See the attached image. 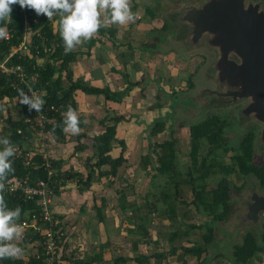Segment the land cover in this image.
<instances>
[{
	"label": "trees",
	"instance_id": "trees-1",
	"mask_svg": "<svg viewBox=\"0 0 264 264\" xmlns=\"http://www.w3.org/2000/svg\"><path fill=\"white\" fill-rule=\"evenodd\" d=\"M155 3L158 4H155L157 7L161 6L159 0L158 2L155 0ZM12 8L11 23H7L6 25L5 23H0V27H7L9 34V39H0V59H3L14 49L18 48L25 41L27 33H32L29 52L26 55L17 53L11 59L9 65L19 64L28 72L37 73L39 78L34 87L44 90L46 92V96L44 97L46 104L54 106L57 109V111L47 112L50 120L46 124L45 130H43L47 137H52L58 142L66 138V134L62 131V113L67 111L69 105L77 110V91H82L86 94L104 95L107 101L122 102L125 92H113L109 88L94 87L82 79H74L71 64L76 61V56L79 52L72 51L65 54L59 31H54L53 20H55V16L53 20H49L45 15H37L34 10L22 9L18 4L13 5ZM150 9V7L146 9L148 15L155 17L156 12ZM162 29L168 31L171 37L175 35L176 29L171 28L170 24L165 21ZM98 32L102 34L108 32L110 36H114L117 29L112 25L109 28L101 27ZM95 43L93 41L91 46L95 45ZM41 59L43 63L39 64V60ZM123 77L128 83L129 90L139 85V83L129 82V76L126 73H123ZM14 83L18 85L14 73L10 75L0 73V115L2 116L3 108L7 103H10L14 107L20 106L22 111V114H19L16 118L8 114L7 118H5V125L0 132L1 138H8L15 148L20 150V152L16 150L15 156L10 158L15 171L9 174L7 182L27 179L31 184H35L40 180L49 181L54 195H59L62 187L69 182L76 183L79 192L82 193L84 190L90 189L93 182L97 181L95 179L101 180L104 177H116L118 175L119 168L127 163L124 155L127 149L126 143L117 137L118 125L125 119L124 116L116 115L109 119L105 117L100 121L104 127V131L94 137L92 145L94 149L93 158L96 159V162L90 164L93 158L85 160L89 163L87 167L88 173L85 178L81 173L63 170L62 160L56 161L48 155L51 169L55 170L53 175L49 177V169L45 164L46 160L43 150L38 152L30 149L34 130L30 128L27 120L33 117L34 110L29 111V109L24 108L18 102L20 97L17 89L20 88H18L19 86L15 88ZM191 88H193V85L190 82L188 89ZM177 91L179 90H174L171 98L174 95L176 96ZM208 93L211 94V91H208ZM202 97H204L203 94ZM175 106L173 105L174 110ZM174 110L167 118L156 119L153 125L148 127V137L150 138L149 153L141 157L139 168L144 170L146 180L150 179L153 181L155 178L164 180V187H167L168 190L162 192V198L157 199V202H163V214L168 217L170 222L174 224L179 223V228L166 233L162 231L170 244L169 249H163L151 254L140 253L132 258L118 256L112 259L111 264H127L129 261H133L136 264H163L165 260L173 256H177L178 260L182 261V264H188L187 260H185V257L188 256L196 258V264H251L253 259L261 261L264 255V223L262 232H257V234L247 232L242 241L233 246L232 252H227L225 255L215 254L213 257L209 253L210 249H212L211 244L214 240L215 228L219 223L225 222L228 219L232 210L231 197L235 189L231 178L232 175L239 178L242 176L255 177L261 188H264V163L256 164L254 161L255 135L253 131H249L239 142V145L233 147L225 136L226 130L231 126L226 118L212 115L203 121L192 124L190 126L189 139L190 150L188 152L190 164L187 167V171L183 173L177 161V139L173 137L162 141H152L151 139L162 134L167 129L170 130V134L173 136L176 129L174 124L169 128L166 125L167 121L174 118ZM79 119L81 121V128L84 122L81 118ZM19 130L21 133H19ZM85 135L80 134L78 136L75 152L83 151L87 148L80 140ZM114 142H117L122 148L121 154L117 158L111 156ZM204 147L208 148L205 154H203ZM2 149L3 145H0V150ZM30 152L35 153L32 158L28 157V153ZM229 152L233 153L230 158V164L223 162V158ZM105 167H109L110 169L108 171L102 170ZM218 175L220 178L216 180V186L210 188L208 180ZM181 184L190 185L193 199L190 202L181 201L180 205L194 206L197 212L206 218L204 223L199 225L188 224L185 221L188 213L182 212V214H179L177 199L181 197ZM127 186L130 188L132 184L129 182ZM158 186L162 187V184ZM115 192L119 195V205L126 215L127 222L134 225V228L130 230L131 233L140 235L141 240L149 242V221L142 210L143 208H147L148 213H152L153 211L161 213L157 202L147 201L145 206L130 203L128 206L126 204L127 189L121 187L115 190ZM154 195H157V192ZM4 200L8 209L14 210L17 206L21 208L20 218L16 221L17 223L30 218L35 212L39 213L41 209L38 199L25 201L22 197L15 195L7 196ZM105 205L106 201L103 199L102 205L95 207L97 213L100 215L99 221H103L101 214ZM128 209L131 212V216L127 214ZM180 217L183 220L177 221ZM54 219L57 220L55 229L59 232H64L65 225L63 218L54 216ZM38 225L44 228L48 226V223L39 222ZM184 227L185 230L182 231L181 229ZM204 228L208 232L203 234V241L190 240L189 243L191 245L176 244L177 239L180 240L183 236L189 235V230ZM69 238L70 236L66 234L60 241L61 261H68L70 264H104L105 261L102 253L105 247L104 244L99 246L96 252H90L87 255L84 253L81 257L72 256L73 254L67 256L66 251ZM42 240L43 238L40 233L30 229L29 232H26L23 238L24 244H21L20 247L27 250L25 244L35 245L38 242V252L19 259H0V264H45V251L42 246ZM154 243L160 245L159 238ZM134 246L136 248L137 244ZM180 250H182V253L178 254Z\"/></svg>",
	"mask_w": 264,
	"mask_h": 264
},
{
	"label": "rangeland",
	"instance_id": "rangeland-1",
	"mask_svg": "<svg viewBox=\"0 0 264 264\" xmlns=\"http://www.w3.org/2000/svg\"><path fill=\"white\" fill-rule=\"evenodd\" d=\"M160 1L162 2V0ZM216 1L220 0H164L165 7L161 15H159L160 10L156 6L158 4L154 2V5H152L156 10V16L158 17L157 19L162 21L164 20L165 22L169 23L171 28L176 29V32L175 35L171 37L170 41L169 38L164 37V39H162L163 42H161L162 44H160L158 41H154V45L150 44V46H147V48L150 47L154 51L158 50L163 53L167 52V54L173 53L170 59L165 58V62H167L166 65L169 66L168 70H170V73L178 77L179 80H182L186 77L188 78L189 74L191 75V79L189 78V80L187 82L185 81V83L183 81V84H180L178 81H175V84L172 83V86H180L181 88L179 89V91H177L176 96L174 95L170 100L173 101L174 105L177 106L176 110H174V118L172 120L174 121V127L178 129V134L176 135L175 133V137H177L176 148L178 149L177 161L179 163V168L183 173L187 171V167L190 164V160L188 159V152L190 150V135H188L189 131L187 130V128L189 127L188 125L203 121L204 119L212 115H217L224 119L226 118L230 123L231 126L228 130H226L225 136L229 144L233 147H237L243 137L249 131H253L255 135L254 161L256 164L264 163V120L260 117V112L252 107V104L256 102H261L264 104V97L258 98L259 100H256L255 96H243L234 98L233 96L226 95L237 89H241L240 83H236V81L230 79L228 77L229 73L227 71H231V73H235L234 71L238 72L237 69L235 70V68H233L234 65L232 63L242 64L243 58L237 56L239 53L235 50L230 52L228 51L225 54L220 44L218 43V45H216L214 40L217 41V39L221 38V36L224 35V33L220 30L212 31L207 28L203 30L201 32V35L196 39V35H198L196 27H199V24L195 19H198L197 16L202 15V12L206 11L207 8ZM145 2H148V0H144V3ZM243 3L245 10L256 8L258 13H262L264 15V0H243ZM190 8L196 9L191 14H189V10H191ZM145 14L147 17H150L147 12H145ZM143 19L146 18L143 16ZM157 19L153 18L154 22H157ZM56 22L57 21L55 18V20H53L54 28H57L58 24ZM132 23L133 22H129L126 25H123V27L127 26L129 30H124L122 28L120 36L125 37V35L130 31ZM157 23L163 25L162 22ZM31 37L32 33L26 34L27 40H31ZM150 60L153 61V58ZM156 60L157 58L154 59L152 64H154ZM159 66H161V63H159ZM182 69L185 70L183 71L185 73L182 72ZM231 76H233V74ZM190 82L191 85H193V88L188 89ZM233 82H235L236 84ZM166 88H168V93H170L168 96L171 97L174 94V90L176 89H170L168 86H166ZM143 91V94L145 96H147V94H150L151 96L155 95V91H153V89H150L149 87H146L144 90L139 91L138 94L142 93ZM208 91H211V94H209ZM202 94L204 97H202ZM262 94L264 93L262 92ZM170 101L169 103L171 104ZM8 114H11L14 118H16L19 114H22L21 107H14L10 103L6 104V106L3 108L2 116L0 115V132L5 125V118H7ZM140 118L139 120H141ZM169 124H171V122H169ZM139 132L140 128H136L135 132L133 131L134 138L137 134H139ZM34 133L36 135L33 136L34 140L31 143L30 149L32 151L35 150L41 152V150L43 149L42 144L44 142H46L45 147L49 148L50 141L48 139H44L41 135L37 136V132ZM170 135L169 129H167L166 134L161 135L162 139H160V141L170 138ZM148 148L149 142L146 141H141L140 143L135 141L131 143V151L128 159L130 163H137V165L139 166V161L141 160V157L146 154ZM207 150L208 148L204 147L203 154H205ZM47 155L51 156L56 161H59L60 158V160H62L63 167L73 168L74 166L77 168L75 170H79L83 165V161L79 160H76L75 164L71 165L70 160L63 161L61 157L56 158L55 154H52V152H49V150H47ZM232 155L233 153L229 152L223 158V162L230 164V158ZM84 166L86 169H88L87 167L89 166V163L85 161ZM126 178L128 179L129 177ZM130 178L128 179L132 184V187L130 188L127 186L128 184L126 185V182H124L123 180L122 181L124 183L121 182L123 183L121 184L123 185V188L127 189L128 195L126 204H128V206L130 203H136L139 206H145L147 201L157 202V199L162 198V192L168 190L167 187H164L165 182L161 178H155L153 181H151L150 179L146 180L145 172L142 168H138L136 175L132 174V177ZM218 178H220L219 175L208 180V185L210 188L216 186V180ZM231 178L235 185V189L233 190L231 197L232 210L228 219L225 222L219 223L215 228L214 240L211 244L212 249H210L209 251L212 257L215 256V254L225 255L227 252H232L233 246L241 242L247 232L257 234V232H262L263 230L264 208H262L260 204L262 202V198H264V188H261L259 182L255 177L242 176L239 178L235 175H232ZM95 180H97L93 182V185H96L94 186L95 188H92L93 185H91L90 190H88L89 197H96L102 192L97 189L100 187H97V184L105 182L106 178ZM160 184H162V187L158 186ZM180 189H182L181 197L177 199L179 214H182V212L188 213L185 219L188 224L199 225L204 223L206 218L199 214L194 206L189 207L187 205H180L181 201L190 202L193 199V193L191 191L190 185L181 184ZM63 192H60L59 195H54L52 197L51 209L53 210V214L55 216H63L62 213H60L62 211H59L57 208L54 210V207L56 205L60 206L58 205V203H61V201H64V204L66 205H70L73 203V207H76L83 203L84 198H89L84 195L81 196L76 192H74V195L76 194L75 197L70 194L71 192H69L68 195H70L67 196V194ZM155 192H157V195H154ZM113 196L119 197L118 194H113ZM64 204L61 203V206H63ZM70 206L72 207V205ZM157 206L159 207V211H161V213H157L154 211L152 213H148L149 211L147 210V208H143L142 210L143 214H146L149 221V242L143 239L141 240L140 235L129 233V230L131 229L128 225L134 227L133 224L123 223V225L122 222H115L114 212L111 211L109 213L108 207L104 209V212L107 214V218H111L110 221H113L116 226L118 225V227L123 228V236L125 237L123 245L124 248H121L122 250L118 254H128L127 251H129V253L134 257L140 253L151 254L153 252H158L163 249L170 248V244L166 240L163 233L179 228V223L174 224L173 222H170L168 217L163 214L162 209L164 204L162 201L157 202ZM95 213H97V211H95ZM127 214L131 216V212L129 209ZM178 220L183 219L182 217H180V219H177V221ZM68 225L69 224H67V226L65 227V231L69 234L70 227ZM181 230L184 231L185 227ZM207 232L208 231L206 228L189 230V235L183 236L180 240L177 239L176 244L191 245V243H189L190 240L203 241V234ZM25 234L26 232L23 231V238ZM75 234L76 233H73V235L69 234L70 239L66 251L67 256L73 254L72 256L81 257L85 253V243L81 242L80 238ZM158 234L161 236H159ZM155 237L159 238L160 245H156L154 243L156 241L154 240ZM23 238L19 241H14V243H17L20 247L21 244H24ZM129 239H131L132 241ZM136 244L137 249L134 246ZM37 245H39L38 242L35 243V245L25 244V248L27 250H24V256L27 257L29 256V254H36L38 252ZM106 247L107 244H105L103 250H105ZM130 248H132L131 251ZM181 253L182 250H180L178 254ZM116 255H113V257H115ZM185 260H187L188 264H196L197 262L196 258L190 256L185 257ZM61 262L62 264L66 263L64 260H62ZM164 263L182 264V261L178 260L177 256H173L168 260H165L163 264ZM251 264H264V255L262 256L261 261L253 259V261H251Z\"/></svg>",
	"mask_w": 264,
	"mask_h": 264
},
{
	"label": "crops",
	"instance_id": "crops-1",
	"mask_svg": "<svg viewBox=\"0 0 264 264\" xmlns=\"http://www.w3.org/2000/svg\"><path fill=\"white\" fill-rule=\"evenodd\" d=\"M154 2L155 0H148L145 4L144 0L131 1V11L136 14V19L132 23L130 31L125 37L120 36V32H122V28L124 30H129L127 26L123 27V25L111 24L104 28H109L113 25V27L117 29L114 36H110L108 32H104L103 34L98 32L92 39L81 45H77L74 50L75 52H79L76 56V61L71 64L74 79H82L94 87L109 88L113 92H125L122 102L117 103L114 101H107L104 95L86 94L82 91H77L76 111L79 118H81L83 122L87 121V123L84 122L78 135L68 134L64 140L62 139L59 142L44 134V139L50 141L49 148L45 147L46 142L42 144V150L46 156H48L47 150H49V152L55 154L56 158L61 157L63 161L70 160L71 165H74L76 160L83 161V165L79 170H75L77 168L74 166L73 168L63 167V170H72L73 172L81 173L85 178L88 173L84 166L85 158H93V139L96 135L101 134L104 131V127L101 125L100 121L105 117L109 119L116 115L124 116L125 119L118 125L117 137L119 140H124L126 143L127 149L124 155L127 159V163L119 168L118 175L116 177H104L106 178L105 182L97 184V187L100 186L97 189L102 192L98 196L95 195L96 197H89L88 190H84L80 193L77 184L69 182L62 187L61 192L66 191L63 193L67 194V196L72 194L74 197L76 195H74V192H76L81 196L84 195L89 198H84L83 203L76 207H73V203L70 204L72 207L66 205L64 204V201H61V203L64 204L63 206H61V203H58L60 206L56 205L54 207V210L57 208L59 211H62L60 213L63 215L61 217L64 220V225L66 227L67 224H69L68 226L70 227L69 230L71 232L69 231V234L73 235V233H76L75 235L80 238V241L85 243V255L90 252H96V249L99 246L107 244L106 249L102 252L105 261L104 264H111L112 259L118 256L133 257L129 251H127L128 254H118L121 252V248H124L125 237L123 236V228L118 227V225L116 226L113 221H110L111 218H107V214L104 212V209L108 207V212L110 213L113 211L115 214V222L118 223L119 221V223L122 222V224L129 223L127 222L125 213L119 205V197H114L113 194H116L115 190L123 187L121 184L124 182H126L127 185L130 182L128 179L132 177V174L136 175L139 168L137 163L131 164L128 160L131 151V143L135 141L139 143L141 141L149 142L148 127L153 125L156 119L167 118L174 110V102L170 101L171 97L168 96L170 93H168L169 90L166 86L170 89L175 88L176 90H179L181 88L180 86H172L175 84V81H178L180 84L183 81L185 83V81L187 82L191 76L189 74L188 78L186 77L179 80L178 77L170 73V70H168L169 66L166 65L167 62H165V58L170 59L173 53L167 54V52L163 53L158 50L154 51L150 47L147 48L150 44L154 45V41H158L162 44L161 42H163L162 39H164V37L169 38V41L171 39V36H169L170 33L162 29L164 20H158L157 16L147 17L145 14V12H147V7H150V10L156 12L155 8L152 6L154 5ZM160 3L161 6L158 7L160 10L159 15H161L165 7L164 0H162V2L160 1ZM134 5H136V7H134ZM143 16L146 19H143ZM55 18L56 21L59 20L58 15ZM153 18H156L157 22H162L163 25L154 22ZM56 29L58 30V25L57 28H54L55 32H57ZM93 41L96 43L91 46ZM29 42H31V40H29ZM152 58L153 61L157 58L154 64H152L153 61L150 60ZM42 63L43 60H39V64ZM159 63H161V66H159ZM183 71L185 70L182 69V72ZM123 73H126L129 76V82L139 83V85H136L129 90L128 83L123 77ZM146 87H149L150 89L152 88L153 91H155V95L151 96L150 94H147V96H145L143 94L144 91L138 94L139 91L144 90ZM176 108L177 106H175V110ZM139 118L141 120H139ZM169 122H171V124H169ZM172 124H174V121L169 120L167 121L166 127L169 128ZM191 125L189 124V127L187 128L189 131L188 135H190ZM136 128H140V132L134 138L133 131L135 132ZM176 129L172 136L175 139H177L175 133L176 135L178 134V129ZM166 131L159 134L157 137H152V141H160V139H162L161 135H165ZM170 133L169 130V135ZM80 134H86L85 137H82L80 140L82 144L87 146V148L83 151L75 152V147L78 144V136ZM34 135L36 134L33 132V136ZM172 137L170 135V138ZM170 138L165 140H169ZM121 151V146L117 142H114L111 156L117 158L120 156ZM148 153L149 148L146 154ZM94 162H96L95 158H93V161H91L90 164ZM109 169V167H105L102 170L108 171ZM126 177L129 178L127 179ZM125 178L126 180H124ZM94 186L96 185H93L92 188H95ZM69 192L71 193L68 195ZM103 199H105L106 205L102 209L101 214L103 221H99L100 215L95 213V211H97L95 207L101 206ZM128 226L130 229L134 228L133 226ZM129 233H131L130 230ZM157 239L158 237H155L154 240ZM131 250L132 248H130V251ZM113 255L116 256L113 257ZM65 262L66 263L64 264H70L68 261ZM133 263L136 264L133 261H129L127 264Z\"/></svg>",
	"mask_w": 264,
	"mask_h": 264
},
{
	"label": "clouds",
	"instance_id": "clouds-1",
	"mask_svg": "<svg viewBox=\"0 0 264 264\" xmlns=\"http://www.w3.org/2000/svg\"><path fill=\"white\" fill-rule=\"evenodd\" d=\"M17 4L22 9L34 10L37 15H45L49 20L59 16L56 23L65 54L92 39L101 27L126 25L136 19V14L131 11V0H0V23H11L12 6ZM7 37V27H0V39ZM17 92L19 102L28 105L29 111H42L44 100L41 97L35 93L29 96L23 89H17ZM62 116V131L66 135H78L81 121L77 111L69 105ZM0 145H3L0 150V193H3L9 174L15 171L10 158L15 156L16 148L6 137L0 138ZM20 214L19 206L14 210L8 209L3 195H0V259H19L24 256V249L14 243L23 238V226L16 222Z\"/></svg>",
	"mask_w": 264,
	"mask_h": 264
},
{
	"label": "water",
	"instance_id": "water-1",
	"mask_svg": "<svg viewBox=\"0 0 264 264\" xmlns=\"http://www.w3.org/2000/svg\"><path fill=\"white\" fill-rule=\"evenodd\" d=\"M190 9L189 14L196 8ZM197 17L198 19L195 20L199 27H196L198 31L196 39L207 28L212 31L220 30L224 35L217 41L214 40L216 45L219 43L225 54L235 50L239 53L237 56L243 58L242 64L232 63L233 68L238 72L227 71L228 77L236 83H240L241 89L226 95L234 98L255 96L256 100L263 98L264 15L258 13L256 8L245 10L243 0H220L213 2L206 11L202 12V15ZM232 74L233 76H231ZM252 107L260 112V117L264 120V104L256 102L252 104ZM260 205L264 208V198Z\"/></svg>",
	"mask_w": 264,
	"mask_h": 264
},
{
	"label": "built area",
	"instance_id": "built-area-1",
	"mask_svg": "<svg viewBox=\"0 0 264 264\" xmlns=\"http://www.w3.org/2000/svg\"><path fill=\"white\" fill-rule=\"evenodd\" d=\"M6 39H9V34ZM30 49V42L25 38V41L11 53L6 55L3 59H0V73L10 75H16L15 88L23 89L24 92L31 96L32 93H35L37 96L41 97L44 100V105L42 111L37 112L35 109L33 117L27 120V123L30 125V128L37 132V136H43L46 124L49 122L47 112L57 111L54 106H49L46 104L44 97L46 92L42 89L35 88L34 84L38 82L39 76L37 73L28 72L22 65H9L11 59L17 54L26 55ZM17 86V87H16ZM31 89V91H30ZM20 100V99H19ZM18 100V102H19ZM20 103V102H19ZM21 104V103H20ZM24 108L29 109L28 105L21 104ZM19 133L21 131L19 130ZM18 152L20 150L16 149ZM34 152L28 153V157L32 158ZM46 160V167L49 169V177L55 172L54 169H51V162L48 160V157L44 155ZM4 198L7 196H19L22 197L25 201H32L38 199L39 205L41 207L39 213H33L32 216L24 221L19 222L23 226L24 232H29L30 229L35 232L40 233L42 236V246L45 251V264H61L59 244L61 239L67 234L66 231L59 232L55 229L57 220L54 219L53 211L51 210V200L54 196L53 189L49 184V181L40 180L35 184H31L27 179L24 180H13L5 184V190L3 193ZM48 223L47 227L41 228L38 223Z\"/></svg>",
	"mask_w": 264,
	"mask_h": 264
}]
</instances>
